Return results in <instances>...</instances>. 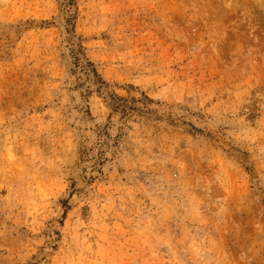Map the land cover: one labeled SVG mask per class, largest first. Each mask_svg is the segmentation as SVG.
<instances>
[{
  "label": "rangeland",
  "instance_id": "obj_1",
  "mask_svg": "<svg viewBox=\"0 0 264 264\" xmlns=\"http://www.w3.org/2000/svg\"><path fill=\"white\" fill-rule=\"evenodd\" d=\"M0 264H264V0H0Z\"/></svg>",
  "mask_w": 264,
  "mask_h": 264
},
{
  "label": "trees",
  "instance_id": "obj_2",
  "mask_svg": "<svg viewBox=\"0 0 264 264\" xmlns=\"http://www.w3.org/2000/svg\"><path fill=\"white\" fill-rule=\"evenodd\" d=\"M68 42L71 43L72 39L68 38ZM69 46L72 59L71 72L74 74L82 73L85 75L86 81L91 82L92 85L95 86V91L103 95L104 98L108 100V106L114 113L120 114L121 118L127 121L132 117H140L145 114L143 112L144 108H146L144 104L142 105L143 107H137L134 105V102L130 103L129 101L117 96L114 92L110 91L109 85L97 73L94 64L86 58L85 50L80 43L76 44L74 47L72 44H69ZM100 132H102V130H100ZM102 144L103 142L98 143L100 146H102Z\"/></svg>",
  "mask_w": 264,
  "mask_h": 264
}]
</instances>
